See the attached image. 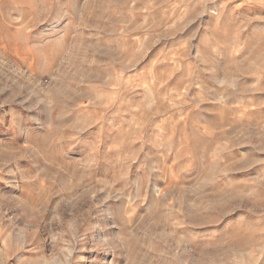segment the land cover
<instances>
[{
    "label": "rangeland",
    "instance_id": "1",
    "mask_svg": "<svg viewBox=\"0 0 264 264\" xmlns=\"http://www.w3.org/2000/svg\"><path fill=\"white\" fill-rule=\"evenodd\" d=\"M0 264H264V0H0Z\"/></svg>",
    "mask_w": 264,
    "mask_h": 264
}]
</instances>
